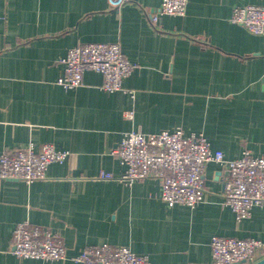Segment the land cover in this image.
<instances>
[{
  "label": "crops",
  "instance_id": "crops-1",
  "mask_svg": "<svg viewBox=\"0 0 264 264\" xmlns=\"http://www.w3.org/2000/svg\"><path fill=\"white\" fill-rule=\"evenodd\" d=\"M162 0H0V155L33 144L69 150L47 177L27 183L0 179V264H81L87 245H125L153 264H215L214 235L264 241V204L236 219L224 205L227 167L210 162L203 200L167 206L161 181L128 185L114 150L126 131L182 127L202 132L226 159L245 149L264 156V36L232 23L237 5L264 0H188L185 15L148 13ZM83 42H117L137 66L124 89L101 88L88 70L83 84L57 83L67 51ZM133 112V118L125 116ZM49 227L64 240L63 260L19 258L13 232L20 222ZM264 258L256 252L253 264ZM234 264V263H232Z\"/></svg>",
  "mask_w": 264,
  "mask_h": 264
},
{
  "label": "built area",
  "instance_id": "built-area-1",
  "mask_svg": "<svg viewBox=\"0 0 264 264\" xmlns=\"http://www.w3.org/2000/svg\"><path fill=\"white\" fill-rule=\"evenodd\" d=\"M188 0H162L156 12L148 13L150 23L159 26L163 15H185ZM230 21L245 27L251 33L264 36V4L237 5ZM64 73L57 83L66 89L83 84L88 70L104 77L103 90L124 89V80L137 66L122 53L117 42H83L71 47L59 59ZM125 116L133 118V112ZM114 154L125 166V172L116 177L102 171L98 178L118 179L128 185L146 178L161 181V200L169 207L182 204L194 207L203 200L205 171L210 162L227 167L228 176L223 188L224 205L231 207L236 219L250 217L255 205L264 204V156H255L249 149L236 159H226L222 150H213L204 133H186L182 127L164 129L156 133L141 130L126 131ZM71 155L51 143L38 149L31 143L23 148L5 150L0 155V179H17L27 183L47 177L52 163H64ZM13 252L19 258L63 260L67 249L63 238L49 227L31 224L28 220L17 224L12 238ZM211 255L215 264L254 262L256 252L264 249V241L214 235ZM81 264H153L148 255L137 254L125 245L104 243L87 245L72 257Z\"/></svg>",
  "mask_w": 264,
  "mask_h": 264
},
{
  "label": "water",
  "instance_id": "water-1",
  "mask_svg": "<svg viewBox=\"0 0 264 264\" xmlns=\"http://www.w3.org/2000/svg\"><path fill=\"white\" fill-rule=\"evenodd\" d=\"M242 263H244V261H242V262H237V263H234V264H242ZM253 264H264V258L260 259L259 261L255 262V263H253Z\"/></svg>",
  "mask_w": 264,
  "mask_h": 264
},
{
  "label": "rangeland",
  "instance_id": "rangeland-1",
  "mask_svg": "<svg viewBox=\"0 0 264 264\" xmlns=\"http://www.w3.org/2000/svg\"><path fill=\"white\" fill-rule=\"evenodd\" d=\"M245 262V261H244ZM237 263V262H236Z\"/></svg>",
  "mask_w": 264,
  "mask_h": 264
}]
</instances>
